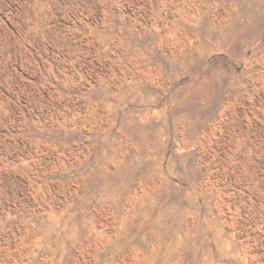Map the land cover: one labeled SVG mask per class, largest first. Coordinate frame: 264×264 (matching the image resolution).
I'll use <instances>...</instances> for the list:
<instances>
[{"label":"rangeland","instance_id":"1","mask_svg":"<svg viewBox=\"0 0 264 264\" xmlns=\"http://www.w3.org/2000/svg\"><path fill=\"white\" fill-rule=\"evenodd\" d=\"M0 264H264V0H0Z\"/></svg>","mask_w":264,"mask_h":264}]
</instances>
